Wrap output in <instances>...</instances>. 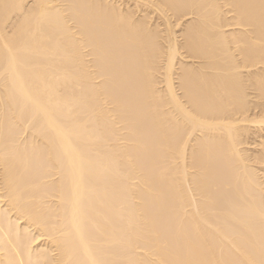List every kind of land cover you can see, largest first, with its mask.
Instances as JSON below:
<instances>
[{"label": "bare ground", "instance_id": "bare-ground-1", "mask_svg": "<svg viewBox=\"0 0 264 264\" xmlns=\"http://www.w3.org/2000/svg\"><path fill=\"white\" fill-rule=\"evenodd\" d=\"M0 264H264V0H0Z\"/></svg>", "mask_w": 264, "mask_h": 264}]
</instances>
